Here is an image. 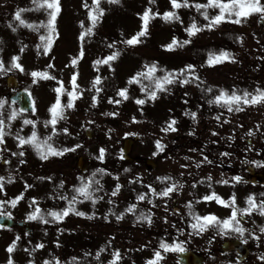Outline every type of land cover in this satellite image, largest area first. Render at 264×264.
<instances>
[{
    "label": "rangeland",
    "instance_id": "1",
    "mask_svg": "<svg viewBox=\"0 0 264 264\" xmlns=\"http://www.w3.org/2000/svg\"><path fill=\"white\" fill-rule=\"evenodd\" d=\"M0 2L4 3L0 9V55H11L13 57L19 55L18 63H20L22 67H26L31 66V63H27V59L24 55L32 49L33 52L29 53L31 56L30 59L33 60L32 67L34 69L45 68L49 74V80L45 84L47 96L46 99L38 103V109H42L43 105L46 104L45 107L47 108V115L51 116L48 109H50L58 95L60 97L62 107L67 105L70 99L72 100L73 106L70 108H64V119L58 120L55 125L56 129L61 132L62 138L66 135V133L62 131L63 128H67V124L65 122H67L70 118L76 117L75 108H85L86 110L84 111H78L80 116H82L83 120H86L92 115L97 119L99 128L102 126L103 129H107L108 139L110 140V144L115 152L120 148L123 138L137 136L139 139L133 146L131 155L135 158L148 157L156 161L153 154L156 145V143L153 142L155 135L153 127L145 130V125L140 124L136 114H134L132 110L131 114L128 111V106L131 107V104L141 105L136 103L137 100L145 101L144 104L141 105L142 107L144 106L143 109L149 108L155 104L154 99L149 97V95L146 96L144 94L147 90L140 92L137 89L138 87L145 88V86H147L150 90H153L155 84L152 80L153 88H151L148 83L147 67L144 68L146 63L135 56L128 55V52H141L139 54L145 55L152 54L153 57H155L154 55L159 52L160 46L157 44L158 47L152 45L150 48H140L139 45H142V43L145 42L143 40L134 46L135 49L133 46L123 47V41L127 38H131L142 28V26L131 23L125 15V10L128 7L127 3L134 2L132 4V8L135 11H138L141 6L144 9L151 8L153 11V7L156 4L158 9L173 11L180 17L179 20H165L162 16H159L157 18V22L155 20L152 21L153 19L150 18L148 23L149 32L151 29H156L157 25L162 27H171L165 28V31L179 29L186 30V28L193 23H195L197 27L203 28V23L199 21V17H204L202 13L205 9L197 10L195 5L206 4L207 0H188L189 6H182L178 9L172 8L170 0H155V3L152 4L149 3V0H119L117 3H109V0H100V6L105 11L102 16L97 14L98 19L95 22L89 17V9L92 8V0H87L89 8L84 7L85 0H59L61 10L55 21L56 32L52 34V44L47 51H45L46 41H42L40 36H47L49 34L47 21L51 10L47 9L46 6L43 8H37V6L33 4L32 0H0ZM180 2L183 4V0H180ZM224 2L226 3L227 0H224ZM260 3L261 5H264V0H260ZM18 9L26 10L21 13V16L28 24L33 25V27L20 25L19 21L15 20V12ZM206 11L209 17H213L215 16L214 13L218 14L220 10L216 7H209ZM232 17L235 20V16L233 15ZM186 21L188 24H186ZM81 22H83V27ZM209 22L210 21L206 20L204 17V25H207ZM229 24L217 25L215 28H212L209 35H221L226 32L225 30L229 31L230 29H233V25ZM183 25H186V28L182 27ZM13 28L16 30L13 31ZM88 28L92 29L91 33H87V37L81 40V34ZM129 28L132 29L129 31ZM126 30L128 31L127 38H125ZM242 30L243 35L246 36L255 34L254 30L249 27L242 28ZM93 32L96 34L97 38L92 40L91 34ZM162 35H165L162 37V41H165V43L168 44L171 43L169 42L171 39L167 36L173 35L172 32L167 34L162 33ZM187 35H189L188 32H186L183 36ZM198 35H202L201 32H196L194 34V36ZM141 38L142 37L139 39L141 40ZM156 40L159 41L158 37L155 38V42H157ZM99 44L106 45V49L104 51H99L97 48V45ZM177 44L181 46L183 41H180ZM109 45L112 46L110 47ZM101 46L104 48L103 45ZM174 46L176 47L177 45L175 44ZM28 47L31 48L27 51ZM162 48L166 47L163 46ZM81 51L83 52L82 56ZM112 52H118L121 54L118 57L119 59L101 62L99 64L95 63L98 60L105 61L106 58L112 54ZM167 52V58L162 55L155 57L159 62L153 61L152 65H155L161 72L160 77L166 75L167 72H172L178 77L173 81V83L164 85L165 90H162V100L161 98L157 99L160 101L159 103L162 102L161 107L164 111L169 113L171 111L174 113L175 116H173L172 120L177 122L184 112V98L179 96L177 93H174L173 88H176L174 87L176 85L182 86L184 84L181 82L182 80L186 78L191 80L194 76H190L188 74V70H185L183 75H180L177 71L179 69H185L189 55L184 52H178L176 57L173 59L172 54L169 51ZM190 52L194 51L191 50ZM73 58H77V63L75 65L71 63ZM49 65H53V67L49 68ZM147 66H151V64H148ZM143 71H146V73ZM74 73L77 74L76 84L78 85V88L75 90L77 94L73 98L68 95V92L73 91V86L70 81ZM137 73H145V75L137 76ZM51 77H55V79ZM96 77H100L101 80L100 83L96 84L94 87L93 85ZM133 77L136 79L133 80ZM61 81L63 82L62 90H65V93H63L62 90L60 93L55 91L57 87L61 86L59 83ZM171 86L173 87L172 89H170ZM97 88L100 89L99 92L96 91ZM120 89H127V98L118 95V91ZM163 91H165V94L168 96L163 95ZM93 97H96L95 101H93ZM116 98L123 102V105L122 107L117 108L115 112L116 119L113 118L112 120L111 118L113 116H110L109 113L113 112L106 110L107 102L113 100L115 101ZM95 102L99 103V108L101 107L100 109L97 108V112L93 106ZM108 109L112 110L111 108ZM115 109L116 108H113L112 111H115ZM154 116L155 115L152 112L150 117L153 118ZM122 120L124 122H120ZM44 122L45 121L36 124V130L40 139L51 135L52 140L49 142L51 144L54 142L57 144L54 145V148H72V141L67 143V140H58L57 136H53L51 133L53 127L51 123L45 126ZM72 125L74 127L75 123H72ZM32 130L33 126L30 130H28L26 126L20 127L19 125H15L16 134L20 137L26 138L28 134H31ZM60 142L62 143L59 146ZM63 142H66V144L62 145ZM31 155L34 158L36 157L34 154ZM55 156L57 155H53L51 157ZM57 159L58 158L53 159L51 162H57ZM36 161L38 160L36 159ZM26 163H31V160L28 159ZM171 165L172 161H167L163 162L160 167H158L159 171L157 169L156 171H148L143 167L138 171L134 170V172L138 175L140 180L145 182L150 181L153 182V184H161L158 183L157 178L160 174H165V172L167 173ZM53 168L54 167H52L51 171H53ZM64 170L65 173H62L65 176V179L62 180L64 182L63 188L60 187L61 182L58 183L57 181H54L52 189L55 191L52 193H57L60 197L62 195L67 197L68 199H65V201L69 203L71 197L75 195L71 189V185L73 183L75 184V180L71 176L72 173L69 174L70 170L68 166H65ZM109 174L111 176L114 175L112 170L109 171ZM137 175L134 177H137ZM104 178L102 180L98 179L100 180V186L102 185V188L109 185V183L113 186V184H111L113 183L111 177ZM49 181L50 179L40 184L43 188L42 194H45L44 196H47L48 194L45 192L50 191L49 186L51 182ZM119 185L121 190H118L115 196L112 195V190L110 189L108 192L109 194H106V197H108L105 199H101L103 195L93 193L94 196L96 194V197L97 195H100L101 197H97L98 200L95 198L94 202L85 201L86 203H83L82 201H77L71 205V207L76 211L70 212L75 213L78 211L83 213H94L97 220L101 222H109L108 226L110 228L104 227V225L100 226L93 224V226L83 229L81 225L76 226L75 223L67 225L64 224L63 227L58 228V231L48 232V236L51 240L45 238L49 245L45 250L46 253L44 249H38L37 247L33 249L32 252L35 257L33 264L37 263L41 253L45 254V259L48 260L50 264H55L57 259L60 261V264H109V262L113 260V253L116 250H119L122 257L117 264H147L149 259L154 258L155 252H152L153 245H149L146 241L138 242V236L136 234H132V242H121L130 238V235L126 236L127 232L125 229H130L132 227L131 223L135 222L126 218V216H128L126 211L128 207L126 206L129 204L124 203L122 204L123 206L119 204L121 203L120 201H123V195L121 193L123 192L125 197L130 200L131 205H136L133 212H137L139 216L142 207L138 206L137 197H135L134 194L129 195V192L133 188L127 189V182H120ZM17 196H21L22 198L16 202V208L18 209L22 207L21 210H25L28 198H25L24 193L21 191L18 192L17 189H14L12 186L0 189V203L15 200ZM59 196L54 197L50 195L49 197H45L43 202H40L37 205L34 204V199H37V197H33L31 200L32 204H29L32 206L35 205L42 210L45 209V207L52 205V199H59ZM155 196H157V199H155L154 204V215L158 218L159 224H161V228H159L160 232L158 233H162L164 229H170L175 232L177 228L186 226L185 220H183L182 217L177 220L170 212L171 197ZM181 196L182 203L180 205L185 211L187 210L186 203L188 198L182 194ZM40 197L41 196H38V198ZM80 198L82 197L77 195V200ZM148 199L152 200L153 196H149ZM106 202H110V204L107 205ZM36 207H32V209L35 211ZM27 208H29L28 205ZM32 209L30 208V211H33ZM121 213H123L121 219L118 220L117 218H114L119 216ZM128 213L130 214V212ZM186 216L187 214L183 216L184 219ZM145 233L147 234V230ZM184 238L185 236L183 239ZM180 239H182V236ZM6 242H8V239L0 235V257L5 258L4 264H7L10 256L13 262L17 260L19 249V244L15 245L13 252L9 253L6 251V246L8 245ZM169 244L171 243L169 242ZM161 256L162 259L157 261V264H175L173 262L175 258V251H162Z\"/></svg>",
    "mask_w": 264,
    "mask_h": 264
},
{
    "label": "flooded vegetation",
    "instance_id": "2",
    "mask_svg": "<svg viewBox=\"0 0 264 264\" xmlns=\"http://www.w3.org/2000/svg\"><path fill=\"white\" fill-rule=\"evenodd\" d=\"M228 48L233 49L234 53L227 63L221 60L214 66L200 67L199 62L193 61L199 80L195 77L189 80L186 94L187 122L192 125L186 134L172 132L169 138L173 146L164 144L167 156L163 158L160 154L158 158L160 162L170 159L174 163L169 174L171 181L183 185L191 210L196 215L212 214L221 220L230 217L233 207H248L249 196H253L257 204L264 201V102L245 105L241 101V111H228L224 101L217 103L214 99L221 89L229 94L232 91L242 94L245 90L255 94L257 88L264 90V35L237 36L228 42ZM11 58L0 56L5 68L11 67ZM31 73V69L20 71L15 68L0 72V100L6 101L0 108L5 133L3 142H0V177L16 179L29 176L37 167L34 163L25 166L16 163L15 124L23 116H19L17 107L9 102L19 90L29 91L33 97L32 80L28 79ZM12 76L19 82L17 89L8 85L7 79ZM209 88L211 92L207 90ZM209 100H213V103L209 104ZM13 112L16 113L15 118L7 119ZM193 112L196 113L195 118L191 115ZM25 119L34 121L38 117L31 115ZM89 129L94 134L92 126ZM249 132L252 134L249 135ZM77 144L81 147L75 149L71 168L74 172L76 158L84 156L92 161L88 170L92 175L93 169L98 167L93 163L92 138H86L84 126L75 135ZM205 156L210 163L204 161ZM201 161L204 162L199 163ZM41 168H44L43 165ZM76 176L80 177L78 174ZM209 176L211 180L207 179ZM235 176L241 177V180L235 181ZM224 180L228 183L219 182ZM180 192L177 190L176 194ZM213 193L223 199L227 206L215 199H203ZM232 197H235V205L231 202ZM186 213V227L177 228L175 235L184 243L186 251L195 252L203 259L202 264H264V232L260 231L264 228V215L258 208L250 214H238L237 218L246 229L243 236L232 229L220 232L215 223L200 232L191 227L196 221L190 214L189 206ZM8 230L20 235L24 232L18 227ZM179 240L176 239L177 243Z\"/></svg>",
    "mask_w": 264,
    "mask_h": 264
},
{
    "label": "snow or ice",
    "instance_id": "3",
    "mask_svg": "<svg viewBox=\"0 0 264 264\" xmlns=\"http://www.w3.org/2000/svg\"><path fill=\"white\" fill-rule=\"evenodd\" d=\"M33 4H35L37 6V8H43L46 6L47 9H50L51 11L49 12V19L47 21V26H48V32L49 34L47 36L41 35L40 39L42 41H46L45 43V51H47L52 44V34L56 32L55 29V21L56 18L61 10V6L59 3V0H32ZM119 2V0H109V3H117ZM149 3H155V0H149ZM171 6L173 9H178L182 6L187 7L189 6L188 4V0H183V4L180 2V0H170ZM84 7L85 8H89V5L87 3V0H85L84 3ZM195 7L197 8V10L200 9H205V11L202 13L205 17L206 20H209L210 22L205 25L204 27L207 28H211L215 25L220 24L222 21H224L225 19H230L233 15L235 16V20L233 22L235 23H241V17H247L248 15H250L253 12H258V13H264V5H261L260 0H227V2L225 3L224 0H207L206 4H196ZM209 7H216L219 8V13L213 17H209L206 9ZM26 11L25 9H18L15 12V20L19 21L20 25H25L27 27H33V25L28 24L26 22L25 19L22 18L21 13ZM104 9L100 6V0H92V8L89 9V17L91 18L92 21H96L98 19V15L102 16L104 13ZM98 14V15H97ZM227 14V15H226ZM141 15V19L143 21V25L141 30L136 33L135 35H133L131 38H127L123 41V43L127 44V45H135L137 43L142 42L139 38L146 35L147 33V29H148V23H149V19L155 16H162L165 20H169V19H176L179 20L180 17L178 15H176L173 11H165L163 13H159V12H152L151 8L146 9ZM81 25L83 27V22H81ZM16 29L13 28V31H15ZM92 29L88 28L86 29L85 33L81 34L80 39L83 40L85 34L87 33H91ZM186 31L188 32L189 36L194 35L196 32L200 31V29L196 26L195 23L191 24L188 28H186ZM177 43L176 39L173 38L172 43L165 45L164 47L168 48L169 50H171L173 48V46ZM184 44H188L190 43V40H184L183 41ZM110 47L112 45H109ZM118 52H113L111 55H109L105 61H96L95 63L99 64L101 62H107V61H111L114 60L117 56H118ZM83 55V52L81 51V56ZM231 58V54L228 52H221L219 55H215L210 53L209 54V58L207 63L209 65L216 63V62H220L223 59H229ZM19 60L18 56H14L11 58L12 64L11 67L9 68H5L4 62L2 60H0V72H7V71H11L13 68L15 69H19L20 71H23V67L20 63H18L17 61ZM71 63L73 65H75L77 63V58H73ZM49 68L53 67V65H49ZM195 66L192 64H188L185 66V69H179L177 70L178 73L180 75H183L185 70H188V74L190 76H194L196 80H199V77L195 75ZM157 71V68L155 65H151V66H147V78L150 80L154 81L155 84V90H148V95L152 98L155 99L156 95H157V90H165L164 89V85L166 84H171L173 83V81L175 79H177L178 77L175 76L172 72H167L166 75L162 76V77H154V73ZM32 76L36 77V76H41L44 78H49V74L47 72H38V71H33L31 73ZM145 75V73H137V76H142ZM53 79H55V77H51ZM76 79H77V74L74 73L72 75L71 81L70 83L73 86V91L68 92V95L70 97H75L76 96V89L78 88V85L76 84ZM133 80H135L136 78L133 77ZM101 78L100 77H96L95 81H94V87L96 84L100 83ZM35 82V81H34ZM182 83H188V79H184L181 81ZM60 83V87H57L55 89V91L57 93H60L62 90V86H63V82H59ZM145 88H142V91H145ZM209 92L212 91L211 88L207 89ZM97 92L100 91L99 88L96 89ZM127 89H120L118 91V95L127 98ZM250 97V98H249ZM96 97H93V101H95ZM215 102L219 103L220 101H224V106H227L228 111H241L242 108L239 106L240 102L242 101L243 104L245 105H249V104H257V103H261L264 102V90L257 88L255 90V94L249 93L246 90L242 92V94H238L236 91H232L230 94L228 92H226L225 90L221 89L219 95H217L215 98ZM114 103H120L119 100H115L112 101ZM144 100H137L136 103L137 104H144ZM209 104L213 103V100H209L208 101ZM6 103V101L0 100V108H2L4 106V104ZM233 105H236L235 108H233ZM72 100L70 99L67 103V105L65 106H61V100L59 95L56 97L55 102L51 105L49 111L51 113V119L50 121H45L44 124L45 126H47L49 123H51L52 127V132L55 133L57 131L55 125L57 124L58 120L60 119H64V108L65 107H72ZM95 106V105H93ZM109 115H115V113H109ZM192 117L195 118L196 113L193 112L191 113ZM16 116V113L13 112L11 114V116H9L7 119H14ZM217 119H219V117H217ZM24 124H28V125H32L33 126V130L31 132V134L27 137H20L18 134V139H19V144L20 146H23L25 144H31L33 147H35L38 151V154L41 156L42 159H47L48 155H63L65 152H69V151H75L76 148L81 147V145L77 144L75 145L74 148H63V149H55L51 143H49V141L52 140V136L49 135L43 139H40L38 137V133L36 130V122L30 119H25L24 120ZM175 124V120H172L169 124L168 128L163 129L164 131H168L169 129L172 131H175L176 129L174 127H172V125ZM259 127V126H258ZM62 131L64 133H68V129L67 128H63ZM4 120H0V142H3V138H4ZM252 133L249 132V135H251ZM156 147L159 151H163L164 150V145L161 143L160 140H157L156 142ZM23 152H20L19 155H23ZM223 155H228V153H224ZM104 156H105V149L104 148H100L99 149V156L97 157L99 160L103 161L104 160ZM204 161H208V158L205 156L204 157ZM204 161H201L199 163H203ZM210 163V161H208ZM199 163L197 164V166L199 167ZM254 163H260V162H254ZM186 167V166H184ZM105 169H96L95 172L92 173L91 177L88 178H84L81 177V184L79 187H74V191L79 195L82 196L84 199H89V200H95V198L92 195V186L93 184L100 186V180L95 179L97 173H103L105 172ZM125 171H128L127 169H125ZM41 179H44V177H41ZM50 179V178H48ZM157 179L162 180V181H167V180H171V177H158ZM208 180H211V176L207 177ZM233 179L235 181H240L241 177L239 176H235L233 177ZM3 180L4 177H0V189L3 188ZM221 183H228L227 180L224 181H219ZM195 186V185H194ZM30 187V186H29ZM60 187L63 188V181L60 184ZM183 185L180 184L179 182H174L172 183L171 186L169 187H165L163 190H161L160 192H156V190L154 188H151V186H149L150 190L153 192V194L161 196V197H168L174 190H178L179 188H182ZM120 185L116 186L117 191L119 190ZM95 190H99V187H97ZM117 193L116 191H113L112 195L115 196ZM21 196H17L15 200H12L11 203L13 204V206H15L16 202L21 199ZM61 199H68L65 196H61ZM138 200H144L145 199V194H139L137 197ZM204 200H212L215 199L218 203L222 204V205H226V202L221 199L218 195H216L215 193H213L212 195H206L203 197ZM77 202V195H73L71 197V199L69 200V206L64 208L62 211H50L48 213V215H50L51 217H53L55 220H62L64 218V216L68 215L70 211H76L74 208L71 207V205L73 203ZM151 202V201H149ZM231 202L233 205H235V197L231 198ZM227 206V205H226ZM136 208L135 204L130 205L126 211L127 212H133V210ZM259 209L260 213L262 215H264V201H260L259 204L256 203L255 199L253 196H249L248 197V207L245 208H239V207H233L232 211H231V215L229 218L227 219H219L217 218L215 215L209 214V215H205V216H199L196 215L192 210H191V205H189V209H190V214L193 216V219L196 221L195 223H193L191 225V227L193 229H199L200 232L205 231V229L215 223L217 225V227L219 228L220 232H225V230L228 229H232L237 233H240L241 236H243L244 232L246 231V229L242 226L240 219H238V214L240 215H244V214H250L251 211L253 209ZM40 208L37 207L35 209L34 212H32L31 214H29L28 219L29 220H33V219H37L39 218L40 220H42L44 223H48V220L44 219V216L39 215L40 213ZM77 215L80 216H84L86 215L83 212H76ZM123 216V213H121L119 216H117V219H121ZM9 218L10 214H9ZM138 220H147L149 223H151V218L150 216H146L144 213H141L140 216L137 217ZM261 232H264V228L260 229ZM17 239H19V237H17ZM37 248H43L44 245L43 244H38L36 245ZM15 248V241L12 243V245H10L7 249V251L9 253H12L13 250ZM160 248L164 249L165 251H175V252H184L186 251V249L183 247L182 243H173V244H168L165 242H161L160 244ZM264 258V257H262ZM75 259V258H74ZM122 257L119 253V250H116L113 253V260L109 262V264H117V262L119 260H121ZM162 256H161V252L160 251H156L154 253V258L149 259L147 261V264H157V261L161 260ZM7 264H14L11 256L9 257ZM31 264V262H30ZM44 264H49V261H45ZM55 264H60V261L57 259Z\"/></svg>",
    "mask_w": 264,
    "mask_h": 264
},
{
    "label": "water",
    "instance_id": "4",
    "mask_svg": "<svg viewBox=\"0 0 264 264\" xmlns=\"http://www.w3.org/2000/svg\"><path fill=\"white\" fill-rule=\"evenodd\" d=\"M24 106L23 108H26L27 105L25 104V102L23 103ZM133 144V141L132 140H125L124 143H123V153H124V159H128V154H129V151L131 149V146ZM149 163V162H148ZM153 165V164H152ZM82 168H85V163L83 162L82 164ZM84 170V169H83ZM10 223H5V220L1 221L0 222V226L4 225V226H9ZM188 254L186 253H181L179 255V259H180V262L181 263H186L187 264V260H188Z\"/></svg>",
    "mask_w": 264,
    "mask_h": 264
},
{
    "label": "trees",
    "instance_id": "5",
    "mask_svg": "<svg viewBox=\"0 0 264 264\" xmlns=\"http://www.w3.org/2000/svg\"><path fill=\"white\" fill-rule=\"evenodd\" d=\"M130 14L132 15V12L130 11ZM199 20H202V21H204V17H199ZM177 31V34L179 35V36H182V35H185L186 34V30H183V29H179V30H176Z\"/></svg>",
    "mask_w": 264,
    "mask_h": 264
}]
</instances>
